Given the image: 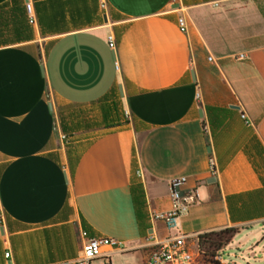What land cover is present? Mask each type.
Segmentation results:
<instances>
[{"label":"crops","instance_id":"obj_1","mask_svg":"<svg viewBox=\"0 0 264 264\" xmlns=\"http://www.w3.org/2000/svg\"><path fill=\"white\" fill-rule=\"evenodd\" d=\"M104 2L0 0V264L74 259L81 231L141 264L179 177L194 247L236 228L219 264H264V0Z\"/></svg>","mask_w":264,"mask_h":264},{"label":"built area","instance_id":"obj_2","mask_svg":"<svg viewBox=\"0 0 264 264\" xmlns=\"http://www.w3.org/2000/svg\"><path fill=\"white\" fill-rule=\"evenodd\" d=\"M102 5H106L104 0H102ZM24 7L28 22L34 24L31 3L26 1ZM177 25L181 32H186L187 24L184 17L177 18ZM108 45L113 49L114 39L112 36L108 37ZM241 117L244 118L243 115ZM60 138L64 140L65 136L60 135ZM185 181V177L172 179L169 183V209L151 215L153 220H160L163 223L167 235L161 239L150 237L152 240L151 250L147 259L141 264H199L197 258L204 255V252L199 250L198 239L194 250V244L190 241L192 236L183 234L179 230V220L187 214L189 206L197 201L195 191L183 189ZM80 237L81 247L76 258L48 264H93L96 261H100L102 264H111L112 250H122V242L114 238L90 237L85 231L80 232ZM105 248L109 250L107 253H104ZM4 256L7 258L9 253H5ZM221 257L222 255L218 252L213 255L214 261L218 263H220Z\"/></svg>","mask_w":264,"mask_h":264},{"label":"rangeland","instance_id":"obj_3","mask_svg":"<svg viewBox=\"0 0 264 264\" xmlns=\"http://www.w3.org/2000/svg\"><path fill=\"white\" fill-rule=\"evenodd\" d=\"M99 5H100V9L102 12H106L107 11V7L106 5L103 6L102 5V0H99ZM239 238V237H237ZM193 249H195V247H193ZM216 253L215 250H209L208 252H205L204 255H200L197 258V261L199 262V264H219L218 262L214 261L213 259V255ZM262 255V252L257 253L256 256H260ZM223 260L224 262L228 263L230 261L233 262H237V263H241V264H247V262L249 264H261L262 261H258V260H254L253 258H249L246 260H240L238 257V254L236 253V250L234 248H229L226 249L223 253ZM111 261L113 264H118L120 262H122V259L116 256H112ZM93 264H102L100 261H96Z\"/></svg>","mask_w":264,"mask_h":264},{"label":"trees","instance_id":"obj_4","mask_svg":"<svg viewBox=\"0 0 264 264\" xmlns=\"http://www.w3.org/2000/svg\"><path fill=\"white\" fill-rule=\"evenodd\" d=\"M238 232L236 228H226L218 232L204 233L198 236V246L200 252H208L209 250L218 251L226 246L232 237Z\"/></svg>","mask_w":264,"mask_h":264},{"label":"water","instance_id":"obj_5","mask_svg":"<svg viewBox=\"0 0 264 264\" xmlns=\"http://www.w3.org/2000/svg\"><path fill=\"white\" fill-rule=\"evenodd\" d=\"M104 19L106 20V16H104ZM119 91H120V94L122 95V87L121 86H119ZM233 108H236V107H233Z\"/></svg>","mask_w":264,"mask_h":264}]
</instances>
